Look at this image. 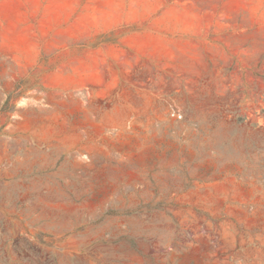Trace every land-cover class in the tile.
Wrapping results in <instances>:
<instances>
[{"label": "rangeland", "instance_id": "obj_1", "mask_svg": "<svg viewBox=\"0 0 264 264\" xmlns=\"http://www.w3.org/2000/svg\"><path fill=\"white\" fill-rule=\"evenodd\" d=\"M0 264H264V0H0Z\"/></svg>", "mask_w": 264, "mask_h": 264}, {"label": "bare ground", "instance_id": "obj_2", "mask_svg": "<svg viewBox=\"0 0 264 264\" xmlns=\"http://www.w3.org/2000/svg\"><path fill=\"white\" fill-rule=\"evenodd\" d=\"M9 4V3H8ZM17 6V5H16ZM7 7V6H6ZM5 8V7H4ZM6 9V8H5ZM4 12V11H3ZM10 12V11H9ZM14 12V11H13ZM19 13V12H18ZM20 14V13H19ZM28 161H29V159H28V157L27 156H24L23 158L21 157V156H18L17 158H15V159H13L12 161H11V163H13L14 164V168L12 169L11 168V172H6L5 173V177L6 178H14V177H16L17 175V169L18 168H22L24 165H26V164H28ZM14 171H16V172H14ZM62 169H60L59 170V172L58 173H56V175L57 174H62ZM21 177H23V176H21ZM12 180H14V179H12ZM19 180V179H18ZM17 180V181H18ZM16 180L15 181H13V182H17ZM20 181H22V180H20ZM10 184H11V182H10ZM4 186H2L3 188H5V187H7L8 186V183L7 182H5L4 184H3ZM13 186V185H12ZM14 205H15V203H14ZM28 206H30V205H28ZM12 209V208H11ZM20 209V208H19ZM22 209V208H21ZM20 209V210H21ZM29 209H31V208H29V207H25L24 208V211H26V213L28 212V210ZM22 212H23V210H22ZM46 217V216H45Z\"/></svg>", "mask_w": 264, "mask_h": 264}, {"label": "built area", "instance_id": "obj_3", "mask_svg": "<svg viewBox=\"0 0 264 264\" xmlns=\"http://www.w3.org/2000/svg\"><path fill=\"white\" fill-rule=\"evenodd\" d=\"M174 114H175V113H173V112L171 113L172 116H174Z\"/></svg>", "mask_w": 264, "mask_h": 264}]
</instances>
